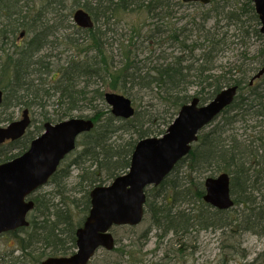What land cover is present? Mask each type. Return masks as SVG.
<instances>
[{"label": "trees", "instance_id": "obj_1", "mask_svg": "<svg viewBox=\"0 0 264 264\" xmlns=\"http://www.w3.org/2000/svg\"><path fill=\"white\" fill-rule=\"evenodd\" d=\"M212 2V10L201 16L189 15L191 19L178 27L173 9L183 0H0V88L4 92L0 125L14 121L11 108L41 110L33 130L30 128L19 141L0 146V164L24 153L46 122H60L74 112L89 110L94 113L89 118L95 123L93 131L80 137V149L69 155L51 178L50 184L57 185L54 194L33 196L35 208L29 227L3 235L16 237L21 255L15 257L12 252L10 261L5 255L0 264H41L49 257L73 254L76 231L91 207L90 191L127 172L138 141L165 134L181 107L194 96L204 104L231 86L239 89L233 104L199 135L189 155L160 186L147 189L145 219L163 232L158 237L172 234L179 243L194 231L208 229L226 234L237 228L239 235H264V77L250 85L251 77L264 66V49L257 67L243 62L225 71L214 66L215 59L229 46L228 32L221 34L222 22L235 28L233 36L239 44L250 35L264 40L261 25L252 0ZM77 9L88 12L95 23L94 28L84 30L75 25L83 38L80 52L84 58L80 55L81 59L53 68L52 62L42 59V53L50 39L67 28L65 19L72 18ZM127 15H134L138 21L125 22ZM213 18L214 26L208 27ZM121 24L132 34L122 37L118 60L109 34L116 33V25ZM22 32L30 37L25 44H16ZM78 41L69 40L68 44L78 48L83 44ZM145 51L149 53L141 59L139 52ZM243 58L247 60L246 55ZM44 75L52 78L45 82ZM194 88L195 94H191ZM106 92L134 101L144 99L142 93H146L153 101L152 109L146 107L143 114L137 110L130 120L116 118L105 103ZM56 97L52 117L48 101ZM97 102L106 111L98 108ZM238 124H246L250 133L239 134ZM72 168L80 170V186L86 184L79 191L80 199L66 196ZM208 172L230 175L235 202L230 211L216 210L204 202V181L192 174ZM57 197L61 199L58 203ZM74 205L82 207L84 214L78 222L71 209ZM235 211L229 220V212ZM148 235L149 231L142 239L147 240ZM137 248L135 241L122 246L118 260L108 258L106 264H145L134 258ZM229 248L240 253L237 245ZM120 257L125 260L120 261Z\"/></svg>", "mask_w": 264, "mask_h": 264}, {"label": "water", "instance_id": "obj_2", "mask_svg": "<svg viewBox=\"0 0 264 264\" xmlns=\"http://www.w3.org/2000/svg\"><path fill=\"white\" fill-rule=\"evenodd\" d=\"M202 2L210 0H184ZM259 17L260 32L264 38V0H252ZM75 23L83 29H92L94 22L89 13L79 9ZM24 33L21 34V37ZM264 75V67L253 77L251 84ZM238 87L223 89L205 105L194 98L184 105L167 132L161 137H150L138 142L126 174L118 176L108 186H98L90 193L91 210L83 226L76 232L77 251L71 257L49 258L42 264H88L99 248L112 251L115 226L140 225L145 215L146 189L159 186L179 161L191 151L199 134L210 125L237 95ZM3 92L0 89V105ZM105 102L115 117L131 119L135 115L132 101L120 94L106 93ZM23 118L0 126V146L17 141L31 124L29 111ZM95 127L92 119L71 118L44 125L41 136L32 141L30 148L13 160L0 165V235L28 227V214L35 203L28 198L45 186L56 173L60 163L76 148L78 137ZM204 201L219 210L234 207L231 179L227 173L205 181Z\"/></svg>", "mask_w": 264, "mask_h": 264}, {"label": "rangeland", "instance_id": "obj_3", "mask_svg": "<svg viewBox=\"0 0 264 264\" xmlns=\"http://www.w3.org/2000/svg\"><path fill=\"white\" fill-rule=\"evenodd\" d=\"M214 4L213 2H211V4L209 5L194 2L182 3L180 7L173 9L176 16V19L174 21H176L178 27H181L185 25L186 22H188V20H190L191 17L195 14L201 16L204 13L212 10ZM189 15L191 16L190 18L188 17ZM215 20L216 19L213 18L209 22L208 27L214 26ZM65 21V25L67 26V28L58 33L56 37L53 36L50 39V43L47 49L42 53V59H44L45 62H52L53 68L66 66L73 60L81 58L83 60L84 58V53L80 52L84 47L83 38L80 37V33L76 32L77 30L75 31V23L73 17L68 19L66 18ZM124 21L128 23H130L131 21L136 22L138 21V18L134 15H127ZM224 23L225 22L221 23V27L222 25L224 26V28H221V34L223 36V32H228L227 43H229V46L224 52L219 54L218 58L215 59L216 61L214 66L217 68L222 66L224 67L225 71H229V69H235L241 64H244L243 62H245L246 65H249L248 67L250 68L259 66L258 61L260 59V52L262 49H264V40H260L256 36L250 35L249 37L244 38L243 44H239V39L233 36L235 33V28L233 26L225 27ZM122 24L116 25V33L109 34V36L112 37L110 41L113 45V48L115 49L113 53L118 60L120 59V51L118 52V45H120V43L123 41L122 37L129 38L132 34L131 30L128 27L123 28ZM70 26H73V28H71ZM146 31L147 29L142 32V35H144ZM83 34L84 33L82 32L81 36ZM29 37L30 35H25L23 39H20L18 36L15 43L23 45ZM68 39L73 41L79 40L78 42L83 44L78 48L72 47L70 44H68ZM169 51H172V49ZM148 53L149 52L147 51L139 52L140 58L142 59L146 57ZM244 55L247 56L246 61L243 58ZM50 78L52 77H47L44 75L45 82H48ZM94 87L95 86H93L92 88ZM195 90L196 88L193 89L191 94H195ZM142 94L145 95L144 99H139L137 101H134L133 99L131 100L133 101L136 110L143 114L145 112V108H150V106L153 104V101H151V98L146 95V93ZM56 100L57 97L53 100L48 101L49 106L47 107V109L53 115L52 117H54L53 104L56 102ZM23 108V106H20L11 108L9 110V113L13 115L14 121L21 119ZM98 108L106 111L105 106L102 103H99ZM40 113V109L34 112H30L32 121L40 119ZM93 114L94 113L89 110L77 111L72 114V118H89L93 116ZM6 124L8 123H3L2 126ZM35 126L36 123L33 122L31 129L33 130ZM245 126L246 124H238L236 126V131L239 134H245V132L250 133L249 130H245ZM78 149L80 148H77V150ZM89 165L90 163L87 162L86 166L88 167ZM79 173L80 170L72 168L71 177L66 182V189L68 191V193L66 194L67 197L71 196L77 199L81 198L82 192L79 191H81L86 184L80 186L82 181L78 179ZM186 174L188 175V172H186ZM218 174L219 173L213 174L208 172L200 176L198 173H193L192 177H194L195 179H197L198 177L201 178L202 181H204L207 177L217 176ZM56 186L57 185L48 183L39 191H37L35 195H42L46 193H52L53 195L56 191ZM60 200L61 199L57 197L56 203H58ZM81 208L75 205L71 208L74 213L76 222L80 221L82 216L84 215L81 212ZM236 212L237 211L229 212L228 219L231 220V218L235 217L234 215L236 214ZM148 231V239L143 240V234ZM238 231L239 229L237 228L235 232L229 230L226 234H223L221 231H215L212 229L194 231L185 239L180 240L179 243L178 239L175 238V236H173L172 234L165 236L164 239L158 237V234H163V232H160L156 227L153 226V223L150 221V219L146 218L141 225L132 229L125 227L115 228L113 230V233L117 240L116 249L118 250L111 254H106L105 252H102V250L99 251L92 264H106L107 262H109V259L113 262L117 261V256H119V254L121 255L120 249L122 248V246L130 245L132 241H135L138 246L137 249L133 250L135 253H137L134 258L138 261H141L142 263L144 262L145 264H264V235H257L252 232H245L239 235L240 232ZM17 243L18 240L14 236L0 237V259L7 255L9 256V258L6 256V261L8 260L9 262V259H11L10 254L12 252L15 257L21 255V251L19 250L20 248ZM142 245H144V247L139 254V249ZM231 245L239 246L240 253H237L235 250L229 248L231 247ZM181 248H183V251H181ZM126 250H128V248ZM124 260V258L120 257V261Z\"/></svg>", "mask_w": 264, "mask_h": 264}, {"label": "flooded vegetation", "instance_id": "obj_4", "mask_svg": "<svg viewBox=\"0 0 264 264\" xmlns=\"http://www.w3.org/2000/svg\"><path fill=\"white\" fill-rule=\"evenodd\" d=\"M261 80V79H260ZM259 80V81H260ZM257 82V81H256ZM256 82H254V83H256ZM102 250V252H105L106 254H111V253H113V252H115L114 250H112V251H108V250H106V249H99L98 250V252L99 251H101ZM98 252L94 255V257L90 260V262H89V264H92V262L95 260V258H96V255L98 254ZM114 264V263H113Z\"/></svg>", "mask_w": 264, "mask_h": 264}]
</instances>
